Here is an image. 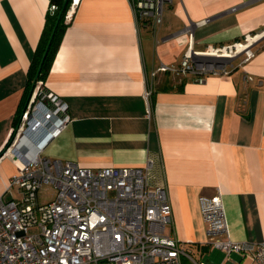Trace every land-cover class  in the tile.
I'll list each match as a JSON object with an SVG mask.
<instances>
[{"label": "crops", "instance_id": "0c3cea01", "mask_svg": "<svg viewBox=\"0 0 264 264\" xmlns=\"http://www.w3.org/2000/svg\"><path fill=\"white\" fill-rule=\"evenodd\" d=\"M50 9V0H0V195L17 170L3 151L31 90L28 70ZM246 35L257 38L253 56H220L225 72L197 80L156 71L178 67L188 51L216 59V48ZM45 86L68 103L72 120L44 156L90 168L149 163L147 184L164 186L171 205L165 232L189 255L181 264L254 262L207 243L199 197L220 192L231 239L264 241V0H172L158 25L139 20L132 0H78Z\"/></svg>", "mask_w": 264, "mask_h": 264}, {"label": "built area", "instance_id": "2783aa9c", "mask_svg": "<svg viewBox=\"0 0 264 264\" xmlns=\"http://www.w3.org/2000/svg\"><path fill=\"white\" fill-rule=\"evenodd\" d=\"M77 2L69 1L67 21ZM170 2L132 0L137 18L150 19L156 25L162 22L163 7ZM185 30L192 44V27ZM251 37L212 50L216 59L198 61L188 51L178 67L162 63L156 71L193 73L197 80L217 69L225 72L219 55L246 46ZM251 45L242 49V62L253 56ZM246 78L252 80L250 75ZM152 94L148 80L143 91L147 117ZM71 120L68 103L45 82L34 81L3 151L17 160V170L0 195V264H181V256L189 255L165 232L172 221L171 205L164 186L147 184L149 163L90 168L43 155L45 146ZM44 184L52 185L54 197L39 203L38 191ZM199 202L208 225V244L226 254L241 252L256 264H264V241L230 238L218 190L200 196ZM30 228L36 231L30 232Z\"/></svg>", "mask_w": 264, "mask_h": 264}, {"label": "trees", "instance_id": "16d2710c", "mask_svg": "<svg viewBox=\"0 0 264 264\" xmlns=\"http://www.w3.org/2000/svg\"><path fill=\"white\" fill-rule=\"evenodd\" d=\"M63 2L64 0H50L51 6L53 5L55 8L50 9L45 16L44 28L30 62L28 74L31 81V87L34 81L41 80L42 82H45L65 28L68 25V21L65 18L68 4L59 18ZM47 47L46 55L43 58Z\"/></svg>", "mask_w": 264, "mask_h": 264}, {"label": "rangeland", "instance_id": "374dc122", "mask_svg": "<svg viewBox=\"0 0 264 264\" xmlns=\"http://www.w3.org/2000/svg\"><path fill=\"white\" fill-rule=\"evenodd\" d=\"M255 39H257V38L254 37V38L248 39V41L246 43L247 47L249 45H251L252 41H254ZM242 40H244V38ZM236 51H242V50L238 48V50H236ZM226 52H229L230 55L232 56L233 55V52H235V51H233V50H231V51L230 50H227ZM13 190L15 191V189H13ZM53 197H54V188L52 187V185L44 184L39 189V191H38V201H39V203L46 202V201L52 199ZM29 231L30 232H35L36 231V228H30ZM230 259H235L236 260L235 254H233L230 257ZM241 263L242 264H255L254 262L250 261L249 259L241 258L240 257V259H238L236 261V264H241Z\"/></svg>", "mask_w": 264, "mask_h": 264}, {"label": "water", "instance_id": "95a60500", "mask_svg": "<svg viewBox=\"0 0 264 264\" xmlns=\"http://www.w3.org/2000/svg\"><path fill=\"white\" fill-rule=\"evenodd\" d=\"M69 1H70V0H64L63 5H62V8H61L60 13H59V18H60V16L62 15L64 8H65L66 5L69 3ZM47 49H48V47L46 48V50H45V52H44L43 58H44V56L46 55Z\"/></svg>", "mask_w": 264, "mask_h": 264}, {"label": "bare ground", "instance_id": "6f19581e", "mask_svg": "<svg viewBox=\"0 0 264 264\" xmlns=\"http://www.w3.org/2000/svg\"><path fill=\"white\" fill-rule=\"evenodd\" d=\"M252 38V37H251ZM250 39V38H249ZM244 47H247V45L246 46H239L238 48L239 49H243ZM238 50V49H237ZM227 50H224L223 51V53L222 54H220L219 56H222V57H227V56H229L230 55V53L229 52H226ZM211 52V51H210ZM213 53V52H212Z\"/></svg>", "mask_w": 264, "mask_h": 264}]
</instances>
